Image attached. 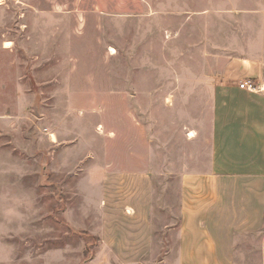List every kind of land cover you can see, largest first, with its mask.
I'll list each match as a JSON object with an SVG mask.
<instances>
[{
    "label": "rangeland",
    "instance_id": "1",
    "mask_svg": "<svg viewBox=\"0 0 264 264\" xmlns=\"http://www.w3.org/2000/svg\"><path fill=\"white\" fill-rule=\"evenodd\" d=\"M228 66L264 88V0H0V264H178L182 182L210 170ZM112 169L154 181L131 263L102 244ZM237 254L264 264V230Z\"/></svg>",
    "mask_w": 264,
    "mask_h": 264
},
{
    "label": "crops",
    "instance_id": "2",
    "mask_svg": "<svg viewBox=\"0 0 264 264\" xmlns=\"http://www.w3.org/2000/svg\"><path fill=\"white\" fill-rule=\"evenodd\" d=\"M233 68L214 87L210 170L182 182L178 264H237L241 239L264 230V88H241L253 78ZM96 185L104 250L141 259L153 244L151 173L112 169Z\"/></svg>",
    "mask_w": 264,
    "mask_h": 264
},
{
    "label": "built area",
    "instance_id": "3",
    "mask_svg": "<svg viewBox=\"0 0 264 264\" xmlns=\"http://www.w3.org/2000/svg\"><path fill=\"white\" fill-rule=\"evenodd\" d=\"M241 88H245L249 91H256L262 89L263 87L257 86L252 79H246L242 83H240Z\"/></svg>",
    "mask_w": 264,
    "mask_h": 264
},
{
    "label": "bare ground",
    "instance_id": "4",
    "mask_svg": "<svg viewBox=\"0 0 264 264\" xmlns=\"http://www.w3.org/2000/svg\"><path fill=\"white\" fill-rule=\"evenodd\" d=\"M114 51V49H112ZM193 136V134H191Z\"/></svg>",
    "mask_w": 264,
    "mask_h": 264
}]
</instances>
